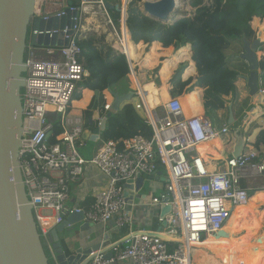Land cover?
I'll use <instances>...</instances> for the list:
<instances>
[{
    "label": "built area",
    "instance_id": "2783aa9c",
    "mask_svg": "<svg viewBox=\"0 0 264 264\" xmlns=\"http://www.w3.org/2000/svg\"><path fill=\"white\" fill-rule=\"evenodd\" d=\"M72 2L65 11L62 0H35L31 25L34 20L45 23L52 18L64 19V24L55 28L31 27L24 55L26 70L20 92L22 135L18 160L40 236L54 264H58L56 250L61 244L57 227L65 219L64 211L67 215L81 212L82 222L105 226L114 221L118 228L131 226L133 217L125 211V185L141 175L155 176L162 167L166 177L164 190L151 202L160 205L167 199L164 204L171 211L159 220L166 221L165 228L169 227V233L175 237L168 233L163 236L159 232L130 231L122 241L121 238L111 240L91 250L86 264H192L194 253L190 244L203 241L222 228L234 208L247 203L254 188L244 186L243 180L264 178V151L260 153L246 144L237 157L230 156L210 169L208 163L195 155L197 146L213 137L227 135L230 125L215 124L203 109L185 113L179 95L169 94L167 100L156 102L145 97L146 113L140 91L136 89V108L149 126L147 132L122 140H102L99 134H93L100 145L90 159L84 158L77 143L89 123L83 116L70 112L73 96L80 92V83L87 75L80 61L78 41L87 31L113 30L116 35L111 47L124 56L126 8L123 11V5L119 6L120 23L116 32L105 0ZM93 18L101 19L103 26H89L87 20L94 21ZM32 35L56 36L61 41L67 39L68 43L32 45ZM257 73V94L263 96L264 81L259 68ZM110 104L106 102L103 106V115L111 110ZM102 117L97 119V128ZM90 167L105 176V185L96 191L87 207L68 205V183L83 179ZM56 238L59 246L54 248ZM107 252L111 254L108 258Z\"/></svg>",
    "mask_w": 264,
    "mask_h": 264
},
{
    "label": "trees",
    "instance_id": "16d2710c",
    "mask_svg": "<svg viewBox=\"0 0 264 264\" xmlns=\"http://www.w3.org/2000/svg\"><path fill=\"white\" fill-rule=\"evenodd\" d=\"M140 1L127 0L126 4L125 24L130 32L131 40L136 43L134 45L130 41L129 33L126 30L128 59L135 62V55L144 48L145 43L164 42L172 39L176 48L189 43L192 51L191 59L195 64L198 77L196 83L187 88L189 92H185L179 97L181 104L185 108V105L190 103L194 108L200 109V88H202L205 113L209 115L213 111L223 109L226 105V97L236 96L237 87L235 83L241 77L236 68H231L228 65L226 51L236 40H239L242 44L243 38L248 41L255 39L251 21L254 17L255 21L258 19L257 17L264 19V0H210L208 3H204V0H190L191 6L195 7L194 14L189 17H180L169 23H161L145 15L138 7ZM105 2L111 5L108 13L114 25L119 26L120 12L115 9V6L120 5L121 0H105ZM258 27L261 31L260 40L264 41V23L259 22ZM142 41L144 44H142ZM78 45L81 48L80 61L87 73L80 83V88L93 91L91 102L82 111V114L84 118H88L94 111L98 110L103 115V106L106 103L105 91H109L111 94L129 93L132 91L130 79L131 86L136 89L127 58L106 42L104 34L95 30L87 31L85 37L78 41ZM149 46L152 47L150 51L154 53H156L154 47L157 50L163 48V44L158 42H153ZM259 50L263 52L261 59L258 61V66L264 81V44L260 46ZM166 51L169 53L170 48ZM180 52L184 51L181 50ZM163 56L159 57L162 66L161 77L163 74H169L177 61L189 60L190 54H174L166 59L164 63ZM186 65V62L179 64L170 80L172 85L170 92L173 96L179 95L183 87L189 83V80L183 81L181 79V74ZM192 69V64H190V67L187 66L183 77L188 76ZM192 76L194 80L195 72ZM158 86H163L161 80ZM143 91L146 94L150 92L148 84L143 86ZM80 94L81 92H76L73 99L79 100ZM89 96L90 93L83 90L82 98L74 102V106L83 107ZM261 117L264 118V106ZM148 128L149 126L144 116L136 108V104L128 99L123 101L120 107L106 120L105 128L100 135L102 140H122L133 137L138 133L145 134ZM57 131L56 129L55 132ZM249 146L260 153L264 151V128L258 131L252 142L247 143V147ZM203 155L204 158L207 157L205 160L222 158L219 144L217 142L211 143L205 148ZM159 171H163V168L159 167ZM256 202L254 194L251 193L248 203L244 207H250L253 211V219L258 220L256 217ZM237 218L238 212L234 211L226 226H234L238 220ZM261 223L264 226V218ZM240 232L242 231L240 230ZM262 232L264 234V227ZM234 233L238 232H232L233 235ZM241 234L234 235V237L239 251L244 252L247 250V243ZM40 238L42 245L45 246L41 236ZM249 260L250 257L245 260V264ZM48 263L53 264L51 258L48 259Z\"/></svg>",
    "mask_w": 264,
    "mask_h": 264
},
{
    "label": "water",
    "instance_id": "95a60500",
    "mask_svg": "<svg viewBox=\"0 0 264 264\" xmlns=\"http://www.w3.org/2000/svg\"><path fill=\"white\" fill-rule=\"evenodd\" d=\"M123 2L124 11L126 0ZM72 3V0H62L64 10L68 11V6H71ZM34 4L35 0H0V264H49L50 252L46 246L42 245L39 226L33 217L32 205L25 190L18 160L22 135L20 92L24 86L26 70L24 55L28 25L31 22ZM105 7L108 10L111 5L106 2ZM175 7V0H144L142 2V11L161 23L168 22ZM115 9L120 11L119 5H116ZM63 24L64 19L52 18L45 23L42 20H34L31 27L55 28L58 25L62 27ZM30 43L37 46H60L66 45L68 40L61 41L56 36L50 38L32 35ZM262 44L264 41L259 38H255L253 41L242 39V52L239 57L247 64V72L243 75V79L246 81L248 94L252 97L256 96L258 92L257 70L260 60L258 54H260L259 49ZM129 93H110L112 96L111 110L102 117L100 129H95L94 135H98L100 131L104 130L106 120L120 107L123 101L132 96L133 93ZM261 104H264V98ZM231 122L232 116L230 115L229 124ZM234 134L236 142L232 156L237 157L246 145L243 126L236 128ZM140 179H142L141 176L137 181ZM166 201L167 199H164L160 204L161 219H164L171 211L170 206L164 204ZM62 216H65V219L57 227V231L60 233L65 229L71 232L87 231L94 225L82 222L81 212L67 215V212L64 211ZM165 224L166 221L163 220V225ZM110 241L108 234H105L103 243L88 249L75 248L72 244L66 252L62 247H59L56 250V260L58 264H86L89 258L87 254L91 250L98 249L99 246L103 247ZM110 255V252H107L105 257L108 258Z\"/></svg>",
    "mask_w": 264,
    "mask_h": 264
},
{
    "label": "crops",
    "instance_id": "0c3cea01",
    "mask_svg": "<svg viewBox=\"0 0 264 264\" xmlns=\"http://www.w3.org/2000/svg\"><path fill=\"white\" fill-rule=\"evenodd\" d=\"M126 2H127V0H126ZM100 25H102V24H100ZM100 31L102 34H104L106 42L109 45H112L113 38L116 35V33L114 34L113 30H111L109 32H104L103 30H100ZM116 32H117V30H116ZM130 41L134 45L136 44L132 40H130ZM153 42H158V43L163 44V48H160L159 50H157L154 47V50L157 54H163V55L164 54H190L189 60H186V61H187V66L190 67V64H192L193 69L190 72V74L188 76L184 77L185 79H183V81L189 80L188 85L190 84L189 86L186 85L184 87L183 92L184 93L189 92V90H187V88L193 86L196 83L197 77H198V72L196 70L195 64H194L193 60L191 59L192 51H191L190 44L187 43L182 47L176 48L175 43L172 39H168L164 42H160V41H153ZM153 42H149V43H145V44L143 42L142 44H144V48L140 50V54H148V52L152 48L149 45L152 44ZM168 48H170L169 53L166 51ZM181 50H183L184 52L181 53L180 52ZM150 53L154 54V52H152V51H150ZM227 55H228V53H227ZM126 58H127L128 63L130 64V67L132 69H134L135 64L132 67V64L130 63L131 61L128 59L127 55H126ZM177 63H179V61H177ZM176 64H175V66H176ZM228 65L231 68H236L241 74V77L239 79L244 80L243 75L245 74V72H246L245 70L247 67V64L245 63V61H243L242 59H240L239 57L236 56V57H234V59L228 60ZM194 72H195V79L193 80L192 75ZM133 73H134V70L131 71V74L133 75L135 84H137L139 86L140 90H142V87L138 81L139 77L137 79L136 75ZM171 78L172 77H170L169 81H168L169 82L168 88H167L168 95H166V97L167 96L169 97V94L172 95L170 92V90L172 88V85H170L171 84L170 83ZM238 80L236 81L235 84H238V82L240 81V80L239 81ZM246 87H247V85H246ZM194 88H198V87H194ZM83 90H86L87 92L90 93V96H89L87 102L85 103V105L83 107L74 106L73 103L76 101H79L82 98ZM200 90H201L200 111L202 109H203V111H205L204 106H203V89L200 88ZM165 91H166V88H165ZM247 91H248V88H247ZM80 92H81V97L79 100H73L71 108H70V112H72L73 114L81 115L84 118V115L80 114V113H82V111L85 110L88 107V105L90 104L91 99L93 97V91L90 89H87V88H81ZM183 92H182V94H184ZM162 93L164 95V91ZM106 94H107L105 96L106 101L111 103V99H110V97H108L109 92L106 91ZM179 95L181 96V93ZM109 96H110V94H109ZM136 102H137V100H136ZM257 108L262 110L261 107H257ZM195 109L198 111L197 107ZM74 110H77V111H74ZM222 110L223 109H219V110L213 111V112H220ZM139 113L142 114V112L140 110H139ZM104 115H101L100 112L98 110H96L88 118H84L88 121L89 125L87 126V129L84 131V134H83V140H84V142H82L83 146L86 145L87 141H90V142L98 141V140L94 139L93 134H94L95 129H100L99 127L97 128V124H96L97 119L99 117L104 116ZM230 115L232 116L231 124H229ZM230 115L228 116V118L225 122H222L221 120H218V121L214 120L213 122L219 126L227 124V125H230V128H231L233 126L234 122L238 121L239 117L238 116L235 117L233 112L230 113ZM249 117H250V115H248L247 118H249ZM253 119H257L256 123L260 124V127L258 126V131L260 129L264 128V118L261 117V115H259L258 117L256 116ZM256 131H257V129H256ZM101 132L102 131L99 132V136H100L99 138H101V135H100ZM228 135L230 137L225 136L226 143L224 144V147L226 145L229 147V148L225 147V150L227 149L226 153L224 152L223 147H222V145H223L222 143L224 140L219 138V136L216 137L221 142L219 144V146H220L222 155L224 152V158L222 157V159L220 158V160L208 159L206 161H203L205 163H208V165L210 167H212L210 169H213V167L216 165V163L223 162L226 158L232 156V152L234 149L236 139L233 136H231V134H228ZM203 143H205V142H203ZM198 146H197V150L195 151V155H197V156H199V158H201ZM97 150H98V145H97L94 153H92L91 156L88 158L83 156L81 153L80 154L84 158L90 159L97 152ZM205 158L207 159L206 156H205ZM141 178L142 179H140L138 181H137L138 178H136L135 180H132V182H129L128 185L127 184L125 185V194L127 196V205H126L125 211H127L133 217V223L131 226L118 228V227H115L114 221H110L105 226L102 224H94L90 229H88L87 231H82V232H79V231L71 232V231H68L65 229L62 233H60V238L63 239L62 245L64 246V251L67 252L68 249L71 248L72 244H74L75 248L82 247L83 250L91 248L92 246H94L96 244H101L104 242L105 234H108V239H110L112 241L116 240V239H120V238L122 241V240L127 238L128 233L130 231H138V230H145V231H149L152 233L159 232V233H163L162 234L163 236H167L168 234L165 230V225H163V223L159 220L160 219V205L159 204H152V202H151V199L153 197H159L160 194L164 190V185H165V181H166L165 171L164 170L160 171L155 176L141 175ZM105 181H106L105 176L98 169L90 167L89 170L85 171L83 179H81L80 181H70L68 183V186L70 189V191H69L70 198L67 201V204L79 206L82 208L87 207L93 201L94 194L96 193V191L105 185ZM256 223H258V222L256 221ZM256 225L258 228L259 225L258 224H256ZM226 231H229L228 228H226ZM220 234L226 235L227 232H225V233L220 232ZM247 238H248V236H246V239ZM262 245L264 247V239L262 241ZM192 252L194 253V260H193L192 264H222L214 256H212L211 254L207 253L204 250H201L200 248L194 247L192 249ZM249 257H250V260H249L248 264H253V263L254 264L255 263L264 264V249L263 250L252 249L249 252ZM113 264H116V263H113Z\"/></svg>",
    "mask_w": 264,
    "mask_h": 264
},
{
    "label": "rangeland",
    "instance_id": "374dc122",
    "mask_svg": "<svg viewBox=\"0 0 264 264\" xmlns=\"http://www.w3.org/2000/svg\"><path fill=\"white\" fill-rule=\"evenodd\" d=\"M175 1H176V7L174 8V11L171 13V16L169 17V20H168L167 23H169V22H171V21H173L175 19H178L180 17L192 16L194 14V12H195V7L191 6L190 0H175ZM142 2H143V0H141L139 2V4H138V7H139L140 11H142ZM208 2H210V0H204V3H208ZM120 3H121L120 5H123L124 4L123 0H121ZM126 4H127V2H126ZM126 8H127V6H126ZM254 18L251 21V26H252V28L254 30V38H259V36L261 34V31H260V28L258 27V24H259V22L260 23H264V19H261V18L257 17L258 19H257V21H255ZM30 29H31V24L28 25V35H29ZM118 29H119V27L117 26L116 30H118ZM100 33H101V31H100ZM123 33L125 34V38L127 40V31L124 28H123ZM28 41L29 40H27V42ZM125 41H124V45H125ZM241 52H242V44L240 43L239 40H236L227 49L228 60H232L236 56L239 57ZM261 54H263V52L260 50V54H258V55H261ZM152 55H153L152 59L150 61H147V60H144L145 55L144 54H140V51H139L135 55L136 61L132 62V67L135 64L134 69H133L134 70L133 74L136 75L137 79L139 77L138 81H139V83H140V85L142 87V91H143V86L145 84H148L149 87H150V92L147 93V94H150V95L154 96V99H155V102H156L157 100L158 101L161 100V99L166 100L168 98V96L166 97V95H168L167 88H168V84H169V82H168L169 78L172 77L175 74L176 70L179 67V64L184 63V62L187 63V61H186V59H183V60L179 61V63L176 64L174 69L169 72L167 77L163 78V77H161V68H162V66L160 64V58H159L163 54L154 53ZM172 55H174V54H164L163 58L165 60L163 61V63L166 61V59H168ZM163 63H162V65H163ZM127 72H128V75H129V71L128 70H127ZM183 73H184V70H183V72L181 74V79L182 80L185 79L183 77ZM132 77H133V75H132ZM129 78H130V76H129ZM133 80H134V78H133ZM160 80L163 82V86L162 87L158 86V84L160 83ZM239 80H238L239 81L238 84H236V86L238 88L237 91H236V93H237L236 96H234V97L227 96L226 97V100H227L226 101V106L223 108V110L220 111V112H211L208 116L213 121L214 120L215 121L221 120L222 122H225L227 120L228 116L230 115V113L233 112L234 116L235 117L238 116L239 118H238V121L234 122V124L231 127V130H230V132L228 134H231V136H233L235 138L234 130L236 128H239V127L243 126V136H244L246 144H247L248 142H252L255 139V137H256V135L258 133L257 132L258 131V126L260 127V124L256 123L257 119H253V118L256 117V116L258 117L259 115H261L263 113V110H260L259 113L257 115H255L254 117H249V118H247V117L250 114V112H252V110H254L256 107H261V109H263L264 104H261V101L263 100L264 95L262 96V95H258L257 94V96H254V97L250 96L248 94V91H247L246 81L245 80H241V79H239ZM131 84H132V82H131V79H130V88L132 89L131 92L133 94H131L132 96L129 98V100H131L132 102H134L136 104V100H137L136 99L137 98V94L136 93L137 92L135 91L136 89H134L131 86ZM189 85H187V86H189ZM165 88H166V91H165ZM163 91H164V95L165 96L162 93ZM183 91H184V87H183V90L181 91V95H182ZM104 94H105V96L107 95L106 91H105ZM109 94H108V97H110V99L112 101V96H111V94L109 96ZM74 111H77V110H74ZM80 114H82V113H80ZM256 129H257V131H256ZM228 134L225 135V136L230 137ZM225 136L220 135L219 138L224 140L223 143H222L223 144L222 147H223L224 152L226 153L227 149L225 150V147L226 148H229V147L227 145L224 147V144L226 143ZM217 140H218L217 143L220 144L221 143L220 140L219 139H217ZM82 142H84L83 136H81V138H79V140H78L77 149L83 156H85L87 158L90 157L92 153H94L97 145L98 146L100 145V141L99 140L98 141H92V142L87 141L85 146L79 145V143L83 144ZM249 147H251V146H249ZM224 152H223L222 157H224ZM243 185L248 187V188H254L253 191L251 189L250 193L254 194V196H255V198L257 200V202H256V217L258 218V220H257L258 223L257 224L259 226H258V229L254 230L253 232L250 233L251 236L254 235V241H255V240H258L260 237L264 238V234L262 232V228L264 226L261 223L262 219L264 218V216H263V213H264V178L263 177L248 178L246 180H243ZM234 211H233V213H234ZM233 213H232V215H233ZM232 215H231V217H232ZM230 218H229V220H230ZM241 233H243V232L239 231L238 233H234V235L238 236ZM214 235L218 236L219 233L214 234ZM220 235H224V234H220ZM227 235L228 234H226L225 236H227ZM251 236H249L248 241L250 240ZM59 241L62 244L63 239L60 238Z\"/></svg>",
    "mask_w": 264,
    "mask_h": 264
},
{
    "label": "bare ground",
    "instance_id": "6f19581e",
    "mask_svg": "<svg viewBox=\"0 0 264 264\" xmlns=\"http://www.w3.org/2000/svg\"><path fill=\"white\" fill-rule=\"evenodd\" d=\"M93 20L94 21H92L90 19L87 20L89 26H95V27H101L102 26V25H100L102 23L101 19L95 20L93 18ZM125 40H126V38H125ZM124 46H125V51H126L125 56L126 55L128 56L126 41H125ZM144 55H145L144 60H147V61H150L152 59V56H153L150 53V51L148 52V54H144ZM130 63L132 64V62H130ZM129 67H130V64H129ZM130 70L132 71L133 69L130 67ZM167 75L168 74H163L162 77L165 78V77H167ZM135 85H136V89H139V91H140V97H141L140 100L142 102L143 110L146 113H148V106L145 103L146 102L145 97L147 98V100H151L152 102H154L155 101L154 96H152L150 94H145L142 90H140V88L137 84H135ZM182 108L185 111V113H192V112L196 111V109L193 106H191L190 103H187L185 105V108H184V105H182ZM259 110L260 109L257 107L254 110H252V112H250V114H249L250 117H254L255 115H257L259 113ZM198 111H200V109H198ZM217 139L218 138L213 137L210 140H208L205 143H202L198 146L199 153L201 156L200 159L202 161H206L204 158V155H203V151L205 150V148L208 147L211 143L217 142L218 141ZM217 160H220V159H217ZM247 203H248V201H247ZM247 203L242 205V206H237L234 208V210L236 212H238V218H237L238 220L236 221V224L234 226L230 227V225L226 226V224H225L222 228L210 233L207 236V238L204 239L203 241L191 243L190 244L191 251L194 247L200 248L201 250H204L207 253L214 256L222 264H245V260L249 258V252L252 249H254V250L264 249V247L262 245V241L264 238L260 237L258 240L254 241V235L253 236L250 235L251 232H253L254 230H256L258 228L256 225L257 220L253 219L254 218L253 217V211L251 210L250 207H244L247 205ZM226 228H228L229 231H226ZM165 230L168 234H170L169 236L175 237V235H171V233H169L170 232L169 227H166ZM240 230H242L243 233L241 235L244 238L245 242L247 243V248H246L247 250L244 252L239 251L238 245L235 241V237L232 234V232H235V231L239 232ZM220 232H227L228 235L227 236H225V235L215 236L214 235L217 233L220 234ZM246 236H248V238H249V236H251L249 241H248V238L246 239ZM53 246H54V248L59 246V244L57 242V238L54 239ZM62 249L64 250L63 245H62Z\"/></svg>",
    "mask_w": 264,
    "mask_h": 264
},
{
    "label": "clouds",
    "instance_id": "9594fccd",
    "mask_svg": "<svg viewBox=\"0 0 264 264\" xmlns=\"http://www.w3.org/2000/svg\"><path fill=\"white\" fill-rule=\"evenodd\" d=\"M120 6V5H119ZM126 25V24H125ZM127 27V26H126ZM127 30H128V28H127ZM128 32H129V30H128ZM129 35H130V32H129ZM130 37V36H129ZM130 40H131V37H130ZM40 234V233H39ZM61 244V243H60ZM61 247H62V244H61ZM88 255V254H87ZM49 258H51L50 257V255H49ZM52 259V258H51ZM52 261H53V259H52ZM53 264H54V262H53Z\"/></svg>",
    "mask_w": 264,
    "mask_h": 264
}]
</instances>
